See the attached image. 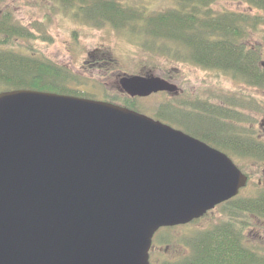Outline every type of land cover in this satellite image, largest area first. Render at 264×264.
<instances>
[{
  "label": "water",
  "instance_id": "obj_1",
  "mask_svg": "<svg viewBox=\"0 0 264 264\" xmlns=\"http://www.w3.org/2000/svg\"><path fill=\"white\" fill-rule=\"evenodd\" d=\"M129 98L175 92L122 77ZM246 177L217 150L112 103L0 93V264H149L160 229L237 196Z\"/></svg>",
  "mask_w": 264,
  "mask_h": 264
},
{
  "label": "trees",
  "instance_id": "obj_2",
  "mask_svg": "<svg viewBox=\"0 0 264 264\" xmlns=\"http://www.w3.org/2000/svg\"><path fill=\"white\" fill-rule=\"evenodd\" d=\"M45 1L84 25L97 29L110 27L142 40V44L148 42L160 49L167 47L176 61L188 59L196 66L228 73L245 86L264 89L261 50L244 44L246 30L257 32L264 27V0H170L172 8L152 13L137 5L142 0ZM221 1L244 4L251 12L258 11L262 15L214 11L212 6ZM2 7L3 0H0V9ZM34 39L35 36L13 17V12L0 10V93L33 90L93 99L79 90L80 79L68 68L15 46L16 42ZM108 103L141 114L137 100L125 97ZM158 110L159 113L152 115L153 119L169 125L168 101ZM251 144L257 146L255 141ZM250 159L264 164V151L251 155ZM230 214L235 218L212 225L180 243L182 255L174 261L167 260L165 252L161 260L166 264H264L262 251L248 250V246L261 245L250 241L249 229L254 228L251 226L254 222L261 225L264 232V187H256L248 200H237ZM169 231L166 228L158 233Z\"/></svg>",
  "mask_w": 264,
  "mask_h": 264
},
{
  "label": "rangeland",
  "instance_id": "obj_3",
  "mask_svg": "<svg viewBox=\"0 0 264 264\" xmlns=\"http://www.w3.org/2000/svg\"><path fill=\"white\" fill-rule=\"evenodd\" d=\"M147 13L162 12L173 7L170 0H142L137 5ZM13 12V17L25 26L36 39L19 41L15 46L34 56H43L55 64L68 67L80 79L79 90L90 95L94 100L118 102L127 97L119 94L115 89L118 74H135L143 68L153 71L152 74L159 78L175 75L176 78L189 74L192 80L203 77L200 69L176 61L168 53L167 47L142 44L125 33L117 32L110 27L93 28L74 19L72 15L64 14L45 0H3V7ZM216 12L242 13L249 16L262 15L258 11H250L247 6L237 2L221 1L212 6ZM248 46H255L261 50L264 62V27L257 32L249 34ZM91 54L93 58H88ZM167 55V56H166ZM96 62L94 68L87 67L84 62ZM222 87H231L233 91L249 92L252 95V106L248 123L257 130L260 119L264 115V92L256 89H245L241 82L234 81L228 74L221 73L218 77ZM168 97L155 95L146 100H137V107L141 114L153 119L152 115L159 113L162 103ZM120 103V102H119ZM243 129L242 126L238 128ZM236 165L250 174L249 189L241 196H252L256 187H264V164L254 163L250 158H236ZM224 209L217 208L204 219L187 228H177L169 232L157 233L154 237L155 247L165 251L166 257H179L182 255L180 243L193 238L198 232L206 230L221 221ZM218 221V222H217ZM222 222V221H221ZM250 241L264 242V232L261 225L251 223ZM165 242V243H164ZM164 243V244H163ZM262 244V243H261ZM169 254V255H168ZM174 257V258H175Z\"/></svg>",
  "mask_w": 264,
  "mask_h": 264
},
{
  "label": "flooded vegetation",
  "instance_id": "obj_4",
  "mask_svg": "<svg viewBox=\"0 0 264 264\" xmlns=\"http://www.w3.org/2000/svg\"><path fill=\"white\" fill-rule=\"evenodd\" d=\"M251 33V30H246V39L244 44L246 47L253 49V46H248L247 41L249 34ZM87 57L93 58L91 54H87ZM185 62L200 69L203 73V77L192 80V76L186 74L181 76L180 79L179 77L176 78L175 75H168V77L162 78L169 84L176 87L175 92L157 93L158 95L168 97V118L171 121L169 126L205 143L209 147L217 150L220 154L226 156L246 177V185L238 191L237 196L219 204L213 210L207 212L202 218L194 220L185 226L168 228L170 231L177 228H187L204 219L208 216V214H211L214 210L220 207L224 209V216L221 221L235 218L234 214H230V209L236 204V201L248 200L252 198V196H241L243 192L249 189L251 177L250 174L243 171L236 165V158L242 157L248 159L251 155L262 153L264 151V115L263 118L260 119L259 128L257 130L253 128L251 123H248L251 121L248 120V117L251 114L250 108L253 103L252 95L249 92L246 93L245 91H233L231 87H222L219 84L218 77H220L221 73H228L196 66L188 59ZM84 64L87 67L94 68L96 62L87 60ZM260 66L264 69L263 61L260 62ZM145 70L146 69L143 68L135 74L122 73L116 75L118 80L115 82V90L119 94L126 96L120 90L119 79L131 76H140L145 78L154 76L152 74L153 71L150 69L147 71ZM251 88L262 90V92H264V89L244 85V90ZM157 94H152L146 98L130 99L146 100ZM238 126H242L243 129H241V127L238 128ZM252 141H255L257 146L252 145ZM253 150L256 151L253 152ZM227 210L229 212H227ZM154 237L149 250V264H166V262L161 260L163 252L160 250V247L156 248L154 245ZM189 240L185 241L187 242ZM260 243L262 244L258 246H248V250L262 251L264 254V242L261 240ZM165 251H167V248H165L164 252ZM174 257L175 256H170L167 260L169 259L170 261H174L177 258Z\"/></svg>",
  "mask_w": 264,
  "mask_h": 264
}]
</instances>
